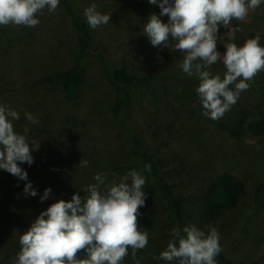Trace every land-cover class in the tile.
I'll use <instances>...</instances> for the list:
<instances>
[{
  "label": "rangeland",
  "instance_id": "1",
  "mask_svg": "<svg viewBox=\"0 0 264 264\" xmlns=\"http://www.w3.org/2000/svg\"><path fill=\"white\" fill-rule=\"evenodd\" d=\"M77 1L79 14L86 22L84 11L92 3L97 5L101 14L111 15L107 25L91 29L94 45H99V49H103L109 60L117 65L124 57L122 60L133 73L157 76L152 81L154 87L160 83L165 85V82L175 81L177 89L180 88L173 92L171 105L177 111L195 119L183 121L187 129L176 131L175 140L169 145L163 146L152 136L144 118L147 104L142 97L139 100V95L132 101L129 116L125 117L126 124L139 137L144 152L165 159L185 160L188 163L199 159L198 164L206 169L215 173L226 171L243 183L246 189L245 199L236 209L228 211L213 228L220 234V246L225 258L230 261L264 264V138L245 134L239 143H235L224 133L213 129L209 123L210 118L203 115L196 91L199 79L196 76L189 77L180 68L184 54L175 50L171 37L169 47H153L143 32L150 15L159 16L158 6L150 5L148 0ZM37 18L40 23L36 27L11 24L0 26V106H7L20 114V119L13 122L16 133L24 135V129H29L26 135L34 162L28 166L35 168L44 157L48 158L49 163L52 161L45 173L46 177L51 178L50 186L54 187L51 191L69 202L74 194H89L84 189L96 183L94 176L97 173L107 172L109 179L112 174L119 178L131 170L136 171L135 163L128 150L127 140L112 124L107 112L113 91L93 65L88 66L81 97L72 113L76 119L75 144L79 143L80 146L77 157L63 154L53 135L54 128L47 126L49 121L40 125L32 124L25 118V113H29L28 107L33 108L36 113L37 110L48 113L54 119H59L54 114L57 110L69 108L33 83L39 75L70 68L68 52L73 33L66 25L60 5L53 13L45 8ZM160 18L162 22H168L167 16ZM231 26L241 29L236 32L235 40H229L228 30L223 26L219 27L217 50L221 54L226 52L224 45L227 43H235L240 47L246 40L257 35L264 47V3L255 10L250 9L245 20L233 21ZM211 72L223 79L226 68L222 62H217L212 66ZM249 83V90L242 92L238 100L248 107L256 99L264 98V71ZM82 161H88L87 167L83 166ZM183 175L182 172L178 187L181 195L187 194L190 188L189 180ZM178 180L180 179L176 178ZM13 191L10 188L6 196L13 198ZM144 191L149 199L151 192L147 184ZM34 202V205H30L25 200L17 199L14 202L16 217L11 220L10 216H1L0 224L7 229L3 230L5 235L0 238V264H12L21 250L20 236L55 200L51 195L43 203ZM23 211L29 213L26 218L29 221L23 220ZM15 226L18 232L9 235L14 233ZM151 228L146 230L149 234L148 245L137 252L136 259L140 264H169L160 259V254L166 250L168 242L173 238L172 231L159 229L154 224ZM123 264H135L131 249ZM217 264L223 263L217 261Z\"/></svg>",
  "mask_w": 264,
  "mask_h": 264
},
{
  "label": "clouds",
  "instance_id": "2",
  "mask_svg": "<svg viewBox=\"0 0 264 264\" xmlns=\"http://www.w3.org/2000/svg\"><path fill=\"white\" fill-rule=\"evenodd\" d=\"M160 8L159 16L150 15L143 28L153 47H169V37L175 50L183 53L180 68L189 77L196 76L200 83L197 94L203 115L219 120L237 103L240 94L249 90L251 81L264 71V47L260 36L248 39L243 46L224 45L226 52L217 50L219 27L227 29L229 40H235L239 27L233 21H243L249 10L258 8L264 0H148ZM60 0H0V26L36 27L37 15L47 8L56 12ZM90 29L95 30L110 22L111 15L101 14L92 3L85 9ZM168 17L162 22L160 17ZM222 62L226 68L223 79L213 75L211 68ZM25 118L32 124L39 120L31 113ZM20 114L7 106H0V170L18 180L27 181L28 175L19 165L34 162L32 148L24 135L14 131V121ZM87 167L88 161H82ZM151 171V166L146 165ZM96 183L85 189L89 195L74 194L71 201L59 200L42 211L28 230L20 236L21 250L12 264H123L131 255L135 264L139 250L148 245L149 234L140 231V208L145 206L146 179L135 170L117 178L109 173H97ZM46 189L41 202L49 199ZM25 198L36 197L30 182L24 187ZM172 230V239L160 259L169 264H217L222 252L220 234L215 228L205 234L195 226ZM85 253L80 258V253Z\"/></svg>",
  "mask_w": 264,
  "mask_h": 264
},
{
  "label": "trees",
  "instance_id": "3",
  "mask_svg": "<svg viewBox=\"0 0 264 264\" xmlns=\"http://www.w3.org/2000/svg\"><path fill=\"white\" fill-rule=\"evenodd\" d=\"M77 6V0H60V8L66 25L73 33L68 52L70 68L39 75L33 83L38 89L57 98L59 103L69 108L57 110L54 114L59 119L55 117L56 120L43 111L38 112L37 110L36 113L31 107H28V112L39 120L40 125L49 121L47 126L54 128L53 135L63 154L67 157H77L80 146H78L79 143L75 144L76 119L72 113L81 97L82 84L86 79L88 66L93 65L113 91L112 99L107 106L110 120L127 140L135 169L145 177L151 192L145 206L140 208L141 215L138 218L140 231L151 230L154 224L157 228L168 231L178 229L182 236L186 235L183 233V228L186 226H195L207 234L217 221L223 218L228 211L236 209L238 204L245 199L246 189L243 183L226 171L215 173L206 169L198 164L199 159L188 163L185 160L165 159L144 152L139 137L125 120V117L129 116L132 101L135 100L136 95L140 96L139 100L143 98L146 102L145 122L154 139L157 138L163 146L175 140L176 131L187 129L183 121H192L195 118L184 115L172 107L173 92L180 89H177V85L175 86V81L165 82V85L160 83L154 87L152 81L157 76H141L133 73L122 60L124 57L117 65L109 60L103 49H99L101 48L99 45H94L93 32L79 14ZM209 123L213 129L224 133L235 143H239L245 134L254 138H264V98L256 99L250 107L247 104L244 105L242 101H237L221 119H209ZM47 160L48 158L44 157L42 162L37 163V166L32 169L26 163L19 165L26 172L30 170L27 172V181L18 180L8 172L0 170V220L2 215L10 216L11 220L16 217L14 202L17 199L34 205V201H41V196L46 189H54L50 186L51 178L45 176L48 167L52 165V161L49 163ZM146 165L151 166V171L146 169ZM182 172L190 183L189 192L184 195L178 192ZM176 178L180 180L176 181ZM28 182L37 191L36 197L25 198L24 187ZM10 188L14 190L13 198L6 196ZM14 192H16L15 195ZM51 193L49 196L52 195L55 202L63 200L55 192L51 191ZM79 195L83 198L89 194L80 193ZM23 213V220L29 221L26 219L29 213L24 211ZM4 229L7 228L0 224V238L5 235ZM14 230V233L11 232L9 235L18 232L16 226ZM79 255L80 258L85 257L83 252ZM216 260L223 264H252L230 261L225 258L223 251L216 257Z\"/></svg>",
  "mask_w": 264,
  "mask_h": 264
}]
</instances>
